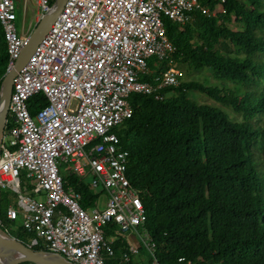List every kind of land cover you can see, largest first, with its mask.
<instances>
[{"label": "built area", "instance_id": "obj_1", "mask_svg": "<svg viewBox=\"0 0 264 264\" xmlns=\"http://www.w3.org/2000/svg\"><path fill=\"white\" fill-rule=\"evenodd\" d=\"M35 1L38 22L55 0ZM205 10L200 0H67L18 70L10 126L0 141V190L18 198L8 218L45 241L47 251L71 264H106L121 240L118 264H161L140 192L127 177L129 152L115 129L133 113L132 93L163 99L181 84L179 67L162 66L175 50L164 19L188 23L194 11ZM17 20L16 0H0L7 69L27 37ZM39 93L45 101L32 114L28 101ZM62 170L103 192L105 207L83 208ZM142 247L148 259L139 257Z\"/></svg>", "mask_w": 264, "mask_h": 264}, {"label": "trees", "instance_id": "obj_2", "mask_svg": "<svg viewBox=\"0 0 264 264\" xmlns=\"http://www.w3.org/2000/svg\"><path fill=\"white\" fill-rule=\"evenodd\" d=\"M200 2L206 10L194 11L192 22L164 19L175 50L162 66L179 67L181 84L163 99L132 93L133 113L115 132L129 152L127 177L140 192L161 264H264V0ZM7 63L0 23V82ZM205 68L210 76L190 77ZM191 90L214 103L190 98ZM44 101L41 93L30 98V112ZM10 122L8 114L6 127ZM62 174L83 208L95 206L101 191ZM9 199L0 190V228L48 250L8 218ZM124 244L115 242L106 264L119 263Z\"/></svg>", "mask_w": 264, "mask_h": 264}, {"label": "water", "instance_id": "obj_3", "mask_svg": "<svg viewBox=\"0 0 264 264\" xmlns=\"http://www.w3.org/2000/svg\"><path fill=\"white\" fill-rule=\"evenodd\" d=\"M67 0H55L49 12L35 24L26 37L25 45L12 68L7 69L0 84V141L8 120L9 103L13 80L35 51L38 43L49 31L52 23L62 11ZM29 261L34 264H71L56 253L47 250H34L24 242L0 228V264H18Z\"/></svg>", "mask_w": 264, "mask_h": 264}, {"label": "rangeland", "instance_id": "obj_4", "mask_svg": "<svg viewBox=\"0 0 264 264\" xmlns=\"http://www.w3.org/2000/svg\"><path fill=\"white\" fill-rule=\"evenodd\" d=\"M17 4H18V12H19V19L17 20V25H18V31L20 34H23L25 36H27L29 33H31V31L33 30L34 26H35V15L37 12V4L35 0H17ZM183 73V71H182ZM198 75L201 76H210V70L208 68H205L204 70H202L200 73L198 71H193V73L190 74V77L192 78H196ZM181 79H184V75H182ZM174 93H170V95H173ZM189 97L190 98H194L196 99L199 103H214L211 99H209L207 96L198 93L197 91H189L188 92ZM261 122L264 123V119H261ZM6 139H8V136H6ZM6 145H8V143L6 142ZM258 155L264 159V148L262 150H259ZM21 180L24 181V174H21ZM96 192H98V189H94ZM5 192H7L10 196V202L11 205L14 207H16L15 205H17V195L8 189H5ZM36 199H42L40 196H35ZM105 203H106V195L102 192L98 195V199L95 203V206L103 209L105 207ZM14 227H12V229H10L11 232H14ZM7 231V230H6ZM9 233V231H7ZM119 237L121 239H123L124 241L127 240L128 238V234L127 233H120ZM137 246L139 245V242L136 243ZM140 246V245H139ZM143 256L145 257V259H148L149 257V250L147 247H142L140 248V252H139V257Z\"/></svg>", "mask_w": 264, "mask_h": 264}, {"label": "crops", "instance_id": "obj_5", "mask_svg": "<svg viewBox=\"0 0 264 264\" xmlns=\"http://www.w3.org/2000/svg\"><path fill=\"white\" fill-rule=\"evenodd\" d=\"M16 5H17V4H16ZM17 12H18V10H17ZM34 22H35V24L37 23V22H36V15H35V19H34Z\"/></svg>", "mask_w": 264, "mask_h": 264}]
</instances>
